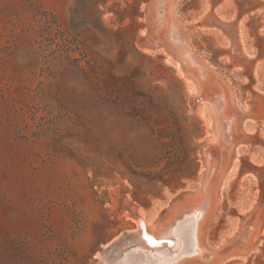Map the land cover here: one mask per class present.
<instances>
[{
  "label": "rangeland",
  "instance_id": "rangeland-1",
  "mask_svg": "<svg viewBox=\"0 0 264 264\" xmlns=\"http://www.w3.org/2000/svg\"><path fill=\"white\" fill-rule=\"evenodd\" d=\"M194 210L197 264H264V0H0V264H118Z\"/></svg>",
  "mask_w": 264,
  "mask_h": 264
},
{
  "label": "bare ground",
  "instance_id": "bare-ground-1",
  "mask_svg": "<svg viewBox=\"0 0 264 264\" xmlns=\"http://www.w3.org/2000/svg\"><path fill=\"white\" fill-rule=\"evenodd\" d=\"M181 52L182 51H180V54ZM167 61L169 62L170 59H167ZM174 64L177 69L178 76L185 83L188 93L190 95H194L198 93L202 85L200 84V82H197L198 75L195 74V72H193L189 68L188 66L189 64L187 60L181 61V64L183 65L182 69L179 63L175 62ZM184 70H186V73ZM188 78L193 79L194 82H190ZM203 110L204 112L200 111L201 112L200 117L202 118V121H205L204 122L206 123L205 125L209 129H212L214 121L211 117L208 116V114L206 113L207 111L205 112V109ZM228 125L230 124L228 123ZM238 155L239 152H237V157H235L231 163V168L228 172L229 175H234L236 173V170L238 169L237 168ZM227 166L228 163L226 162L225 168L222 170L223 173L226 171ZM221 179L222 177L219 179V182L220 181L223 182V179L222 180ZM225 186L226 184H223L222 188H225ZM215 207H216V202L213 201L211 208L213 209L212 211L213 214L215 211ZM207 221H208L207 216L200 215V211L194 210L193 215L185 216L182 221L176 223L174 228L171 230L170 235L168 236L169 239H166V237L163 235L152 236L145 234L147 237L156 241V246H153L152 244H149L146 241L147 243H145V245H143L142 247H138L134 250L125 253L122 259H120V262H118V264H175L178 259L188 260L189 264H197L199 262H202L203 253L205 252L204 247L202 246V242H203V235L207 225ZM146 233H147V229H146ZM163 240H169L168 246L167 245L160 246ZM171 240L177 241L178 244L172 242Z\"/></svg>",
  "mask_w": 264,
  "mask_h": 264
},
{
  "label": "snow or ice",
  "instance_id": "snow-or-ice-1",
  "mask_svg": "<svg viewBox=\"0 0 264 264\" xmlns=\"http://www.w3.org/2000/svg\"><path fill=\"white\" fill-rule=\"evenodd\" d=\"M145 239L148 241L149 244H152L153 246H156V241L152 240L151 238L145 236Z\"/></svg>",
  "mask_w": 264,
  "mask_h": 264
},
{
  "label": "water",
  "instance_id": "water-1",
  "mask_svg": "<svg viewBox=\"0 0 264 264\" xmlns=\"http://www.w3.org/2000/svg\"><path fill=\"white\" fill-rule=\"evenodd\" d=\"M142 237H143V240L146 242L144 235H142ZM168 243H169V240H163V242H161L160 246L161 245H167L168 246Z\"/></svg>",
  "mask_w": 264,
  "mask_h": 264
}]
</instances>
